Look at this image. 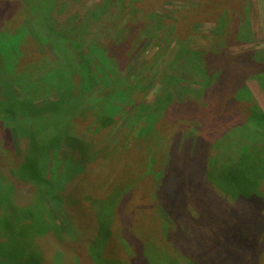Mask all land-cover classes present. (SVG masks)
Listing matches in <instances>:
<instances>
[{
  "label": "rangeland",
  "instance_id": "obj_1",
  "mask_svg": "<svg viewBox=\"0 0 264 264\" xmlns=\"http://www.w3.org/2000/svg\"><path fill=\"white\" fill-rule=\"evenodd\" d=\"M8 2L5 17L0 16V46H6L0 65V192H9L12 181L15 188L10 196L0 194V218L27 206L42 189L49 194L39 173L32 178L22 170L24 155H36L40 165L55 143L41 134L44 116L41 123L32 118L31 107L55 110L48 118L65 124L78 147L53 151L46 176L54 180L61 158L73 163L67 175L84 167L63 181L62 223L46 202L42 218L51 224L34 240L42 264H264V205H242L220 194L202 168L207 158L198 156L203 140L218 137L209 129L220 124L233 96L217 85L228 67L223 58L252 50L262 56L264 0ZM187 52L199 60L193 70L216 81L207 100L188 93L202 90L200 80L209 81L184 65ZM216 59L222 61L215 67ZM246 73L237 84L246 86L251 104L264 111V78ZM167 74L179 78L171 88ZM120 88L124 98L105 110L111 121L98 130L97 110ZM67 90L75 96L70 109L64 104L68 113L58 111ZM170 158L187 161L191 170L184 172L186 189L175 201L167 192L180 187L181 176ZM93 208L96 217L89 216Z\"/></svg>",
  "mask_w": 264,
  "mask_h": 264
},
{
  "label": "trees",
  "instance_id": "obj_2",
  "mask_svg": "<svg viewBox=\"0 0 264 264\" xmlns=\"http://www.w3.org/2000/svg\"><path fill=\"white\" fill-rule=\"evenodd\" d=\"M6 5L10 6L8 0H0V16L5 17L6 14H4V12L7 11ZM8 18L10 17L7 15V19ZM0 48H1L0 50V65H1L4 60L2 49L5 50L6 46L3 47L0 46ZM8 49L7 52L11 51V48L9 50ZM258 51H260L262 56L257 57L258 54L255 53L256 51L252 50V51H244L241 53H236L233 56H228L225 59L223 58V64L228 65V67L224 69L225 72L223 73V75L217 77L216 79L217 85L222 92L226 93L227 90L232 91L233 96L227 100L228 106L225 108V110L228 113L224 111L226 114L224 115V118L220 121V124H216L212 128L209 127L210 128L209 130H212V132L216 133V135L219 134L218 137L214 139V141L203 140L202 146H200L202 150L198 153L199 154L198 156L201 158V160L207 158L206 159L207 162L206 164L203 165L204 167L202 168L206 169L205 174L209 173L210 181L216 184V187L218 188L220 194L225 195L230 200H234L235 203L240 202L243 205V202L244 203L253 202L257 206H261L262 208V206L264 205V195H261L260 189L264 184V111L261 110L259 107H257L256 104H251L252 103L251 100L253 97L251 96V92L249 91V89L246 86L241 87L240 85L237 84L239 79L240 80L244 79V77L241 76H245L246 78L247 71L254 72L255 74L260 73L264 78V48L259 49ZM25 52L27 53V55H29L27 50ZM188 55L186 54L183 56V62L184 65L187 66V68L189 67V69L193 70L194 69L193 66L196 64L198 65L199 60H197L194 57L195 54L188 53ZM176 59L177 58L174 59L172 58L171 61L172 60L176 61ZM230 59L233 60L231 61ZM86 61L88 63V60ZM219 61L222 60L216 59L211 64H213V66L216 67L217 65H219ZM103 63L104 65L109 66L110 61L109 62L105 61ZM197 65L196 67H198ZM110 69H112V65H110ZM196 70H193L194 76H197L198 74L197 72L200 71L203 72V70L199 68H197ZM13 71L15 74L22 77V75H20L18 71H16L15 69H13ZM85 71H88L87 68L84 70V72ZM84 72L82 71V73ZM22 73H25V71ZM204 75L206 76V78L207 77L209 78V79L207 78V81L209 82L205 84L202 83L201 80L198 82V84H200V86L202 87V90L190 89L188 90V93L194 97L196 95L198 96L201 94L203 95L202 97L205 98V100H207L206 98L209 95L210 88L214 85L215 86L217 85L215 83L216 81L213 84L212 81L213 76H210L208 72H205ZM165 76L170 81L169 84H166V87L168 88H171L175 81H179V78H176L171 74H167ZM26 77L29 78L25 73L23 78L26 80ZM174 78H176L175 81ZM108 81H110L109 78ZM121 88L118 89L115 95H112L108 98L106 104L102 107V109L99 108L100 111L97 110V114L95 115H96V119L98 120L97 126L100 127L97 128L98 130H102V128L108 126L109 122L111 121L109 117L103 116L106 115L107 113L105 112V110L107 111L110 105L112 106L116 104V102L120 101V100L117 101L116 99H122V97L124 98L125 94L123 92V89ZM67 91L69 92V90ZM86 92H90V90L86 89ZM71 94L72 92L71 93L69 92V95L67 96L61 94V97L58 100L59 101L58 111H64L68 113L67 111H69L68 109L71 108L72 100L73 98H75V96ZM179 103H186V102L182 101ZM192 103L195 104V102ZM64 104H69L68 109H64ZM248 104L252 105V108L250 106L251 110L250 108H247ZM232 105H239V107H237L238 110H236V108H229V106L231 107ZM242 105L245 107L244 110L242 108ZM188 108L189 109L187 111L193 110L192 106H188ZM246 109H248L251 113L249 112L250 113L249 114L246 111ZM44 110L43 108L34 106L31 107L29 115L30 113H32L31 117L35 118L40 123L42 122V118L44 116V121L42 122V125L39 126L45 129L42 131L41 134L44 135L46 134L45 136L48 139L52 138V140H55L56 144L54 143L53 147L49 146L47 148L46 153L44 155L45 156L44 163L42 162L39 165L38 157L36 158V155L34 156L29 153L30 155L29 154L24 155V157L27 156V158L26 160L24 158V161L21 164H24L22 165V170L28 173V177H32L33 172L39 173V177H40L39 181L41 182V184L42 185H45L47 183L49 184L50 187L49 194L47 197L44 196L48 192V189L45 190L42 189L38 193L39 196L32 199L27 206L20 208V210H16L12 214H9L7 211L2 213V215L4 216L0 218V264H42L43 255L42 252H40L35 248L34 240L36 236H39L40 234H43L46 231H48L51 224L48 222V220H46V218H42V216L44 215L43 212H45V209L47 208L46 202H48L49 204L48 206L52 207L51 209L52 214L54 215L57 214V216L59 217L58 221L61 219L63 220L64 218L61 215V209H60L61 204L59 203V201L63 199L61 196L62 188L64 187L63 181L68 179V177L72 179L79 172L78 170H83L84 172V167L80 166L78 167L77 170L73 172V174L67 175L72 172L70 170L72 169L71 164L73 163L70 161L68 162V159H66L65 161L64 158H61V160L60 159L58 160L61 163H59V166L57 168V173H55L52 176V178L55 181H57L58 184L60 183L61 186L56 184L54 180L46 176L47 162L49 160L50 154L53 151L63 152L68 148L72 150L74 148L77 149L78 147H76V144L69 139L70 137L68 138L67 136L68 128L65 127V124H60L56 121H52V117H50V119L48 118L49 112L55 110H51V109L47 111ZM239 114H241V118H238V116H240ZM13 116L15 117L14 114ZM63 119H64L63 117L60 118L61 121H63ZM11 120L13 119L11 118ZM223 126L226 127L224 128ZM14 128L17 132H20L18 131L19 130L18 127L14 126ZM156 128L158 130V133L163 135V133L160 132L159 126H157ZM51 129L52 132H50ZM48 130H49V134L47 135ZM151 134L152 135L154 134L153 131ZM50 135L52 137H49ZM60 155H62V153ZM41 157L42 156H40V158ZM19 160L21 161L20 158ZM169 161L172 163L171 168L174 169V172H177L181 176V180H180L181 182H177L178 184H180V187L170 188L169 192H167L169 195H173L172 201H175L177 196L174 195L176 194L178 195V192L182 191V189H186L183 180L184 172L187 171V173H190L191 170L188 169L187 167L188 165L187 161L178 162L177 160H174L172 158H170ZM203 162H205V160ZM117 163L119 164V162ZM19 174L22 175L23 173L19 172ZM0 176H3L1 168H0ZM21 177H25V175H22ZM15 178H17L15 180L16 182L19 181L20 179L17 176ZM14 184L15 182L12 181V183L9 184V186H11L9 192L4 190L1 191L0 194L2 195L3 192H6L5 196L6 197L10 196L13 191L12 188L13 189L15 188ZM102 184L105 185L104 183ZM1 188H2V184H0V189ZM31 190H33V186L29 187L28 189V191ZM1 200H5V199H1ZM55 200H57L58 206L55 205L56 204ZM214 202L217 203L216 201H213V203ZM41 203H43L44 205H42ZM91 210L94 211L93 214ZM100 210L103 211V208ZM101 211L100 213L104 216L105 212H101ZM20 214L23 215V218L19 216ZM95 214H96V208L90 209L89 216L96 217ZM12 216H16V217H12ZM103 216H100V220H102V222H103ZM14 218H16V221H14L15 220ZM26 218H29L30 220L26 222L25 221ZM59 222L62 223L61 221ZM177 233L179 232L176 231L175 234Z\"/></svg>",
  "mask_w": 264,
  "mask_h": 264
}]
</instances>
